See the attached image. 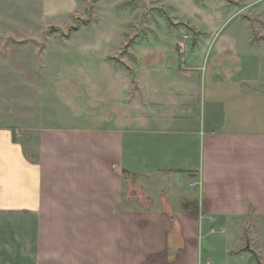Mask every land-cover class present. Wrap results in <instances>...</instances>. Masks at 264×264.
I'll use <instances>...</instances> for the list:
<instances>
[{
  "label": "crops",
  "instance_id": "crops-1",
  "mask_svg": "<svg viewBox=\"0 0 264 264\" xmlns=\"http://www.w3.org/2000/svg\"><path fill=\"white\" fill-rule=\"evenodd\" d=\"M186 25L71 68L41 88L46 115L39 99L0 127V264H213L217 227L264 222V35Z\"/></svg>",
  "mask_w": 264,
  "mask_h": 264
},
{
  "label": "rangeland",
  "instance_id": "rangeland-1",
  "mask_svg": "<svg viewBox=\"0 0 264 264\" xmlns=\"http://www.w3.org/2000/svg\"><path fill=\"white\" fill-rule=\"evenodd\" d=\"M231 1L233 6L227 0H0V127L21 128L27 117L23 112L34 111L39 99L44 103L39 109L47 113L45 103L51 104L52 95L41 94V88L71 68L101 70L120 51L140 44L165 47L171 35L189 32L169 26L167 16L216 40L231 35L243 44L248 35L254 33L255 40L264 35V0ZM24 138L26 152L34 158L29 140L35 136ZM184 181L185 189L194 193L187 176ZM135 195L134 189L127 191L128 204L138 200ZM243 230L217 227L205 238L203 251L213 264H258L250 252L234 254L248 247V238L264 264V222Z\"/></svg>",
  "mask_w": 264,
  "mask_h": 264
},
{
  "label": "trees",
  "instance_id": "trees-1",
  "mask_svg": "<svg viewBox=\"0 0 264 264\" xmlns=\"http://www.w3.org/2000/svg\"><path fill=\"white\" fill-rule=\"evenodd\" d=\"M228 1V6H233L232 4H233V1H231V0H227ZM236 4H238V3H235L234 5H236ZM167 21H168V24H169V26H172V27H185L186 29H187V31H189V32H192V33H194L195 35L197 34V32L193 29V28H191V27H189L188 25H183V23H178V24H175V23H173L172 21H171V19H170V17L169 16H167ZM126 178H128V176L126 175ZM249 251L252 255H253V259L255 260V262H257L258 264H261V259H260V256H259V254L257 253V252H255L254 250H252L250 247H245L244 249H242V250H239L238 252H237V254L238 253H240V252H242V251Z\"/></svg>",
  "mask_w": 264,
  "mask_h": 264
}]
</instances>
